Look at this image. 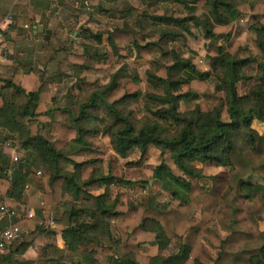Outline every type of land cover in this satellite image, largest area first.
Listing matches in <instances>:
<instances>
[{
    "label": "trees",
    "instance_id": "16d2710c",
    "mask_svg": "<svg viewBox=\"0 0 264 264\" xmlns=\"http://www.w3.org/2000/svg\"><path fill=\"white\" fill-rule=\"evenodd\" d=\"M170 1L188 14H168L165 7L152 13L146 10L134 26L126 22L113 30H87L94 44L85 46L82 54L66 55L84 79L91 68L120 63L132 52L147 61L156 53H169L171 63L158 61L156 71H146L149 83L161 92L146 94L148 115L140 119L129 108L143 95L140 76L133 74L121 85L117 77L127 74L124 68L109 83L71 102L75 108L55 106L46 68L58 49L48 42L37 63L41 71L33 63H22L10 77L0 78V208L17 210L12 221L21 231L19 239L6 242L0 264H20V257L41 235L49 240L60 237L64 243L63 248L50 241L41 245L38 259L43 264H102L99 256L108 264H185L200 236L219 249L212 264H264V131L253 127L256 118L264 121V64H259L249 92L241 94L239 83L251 78L244 69L257 59L244 55L248 46L230 40L242 14L240 6L262 0ZM97 2L90 0L93 5ZM191 23L209 40L206 71L176 49L164 48L180 38L185 43L186 34L193 33ZM33 24L30 4L16 3L9 28ZM156 27H161L158 38L149 40ZM0 34L6 35L1 28ZM219 36L229 42L218 44ZM248 41L264 55V23L250 26ZM211 78L223 96L206 92ZM185 84L189 90L181 92ZM199 95L208 99L181 110L183 101ZM99 135L109 137L112 149L122 158L138 149L140 159L128 162L136 169L141 168L150 146L163 156L173 153L180 173L164 159L153 173L171 199L162 204L159 195L151 193L147 204L135 202L126 189L136 188L133 174L118 177L111 166L106 172L102 158L81 162L73 158L95 152L89 138ZM13 150L19 160L11 162ZM195 161L228 168V175L208 176ZM38 171L49 173L48 188L38 186L30 199L43 200L45 207H38L29 218L23 199ZM202 180L210 184H201ZM140 184L145 187L147 180ZM98 190L103 191L95 193ZM148 244L158 245L159 253H142ZM167 249L175 251L166 256Z\"/></svg>",
    "mask_w": 264,
    "mask_h": 264
},
{
    "label": "rangeland",
    "instance_id": "374dc122",
    "mask_svg": "<svg viewBox=\"0 0 264 264\" xmlns=\"http://www.w3.org/2000/svg\"><path fill=\"white\" fill-rule=\"evenodd\" d=\"M25 2L33 6L31 8V16L40 13V17L33 18L34 24L28 28L20 27L11 30L6 27V35L4 40L0 41V62H5L8 65L7 71H0V78L4 76L10 77L9 74L13 69L22 63H33L37 67L39 58L42 56L41 49L45 44L50 43L58 49L56 58L47 66L49 77V90L56 96L55 106H72L71 102L78 99V97H85V93L97 86L109 83L113 75L121 68L123 72L118 75L117 79L121 85L131 80L133 74L140 76L139 88L142 91V97L131 103L130 109L135 113V116L140 119L144 115H148L145 107V96L148 92L155 90L149 83L147 78V70L156 71L158 61L171 63V55L164 56L161 52L152 55L150 60L140 59L135 57V53H130L129 56L123 57L120 63L110 62V64L102 69H90L84 79H81V71L79 68H74L67 60V52H74L82 54L85 46L94 44V40L88 37L87 30L98 32L100 29L113 30L116 27H123L126 22L131 25L136 24V18L144 11L152 13L160 7H165L168 14L176 16H185L188 11L180 5H175L170 0H98L93 5L90 0H2L0 1V22L8 24L9 18L12 16V9L16 3ZM89 3V4H87ZM241 16L238 19L236 29L230 40H239L243 45L248 46L245 56H253L257 60L250 66L244 69V72L251 78L243 80L239 83L238 88L241 94L249 92L250 88L255 84L254 77L257 74V69L260 63L264 64V55L258 54L248 41V33L250 26L255 22L264 23V0L254 5L244 4L240 6ZM201 10H198V14ZM43 26V32H39V26ZM162 27V26H161ZM156 27L154 32H151L149 40H156L160 33V28ZM192 34H186V42L180 38L176 41H169L164 48L170 52L176 49L179 54L185 58L193 61L196 67L201 71L208 70L209 59L207 56V46L209 40L205 38L200 27L191 23ZM229 41L225 36L217 37V43L221 45L227 44ZM5 44V46H1ZM2 47V48H1ZM2 60V61H1ZM37 70L41 71L40 67ZM217 82L211 78L208 81L206 92L208 94H215L223 96L222 92L216 90ZM189 85H183L181 92H187ZM197 99L183 101L181 110L186 111L195 106L196 103L207 100L206 96L199 95ZM211 102V101H210ZM213 103V102H211ZM226 116V114H225ZM253 127L259 132L264 131V121L256 118L253 121ZM96 146V151L88 154H80L75 159L78 161L88 160L91 158H102L104 160L105 171L108 172L111 166L112 172L118 177H127L133 174L137 181L136 188L129 190L131 198L135 202L147 204L148 196L151 193L159 195L162 204H166L171 199V193L162 187V184L153 178V173L157 165L164 159L168 165L176 172L180 173L174 164L173 153L167 152L164 156L160 150L154 146H150L147 156L142 160L140 169L129 165L128 162L140 159V151L135 149L130 152L125 158L120 157L112 149L110 138L99 135L90 137ZM152 147V148H151ZM182 152V150H179ZM16 151H11L10 161ZM194 164L203 168L206 175L222 174L224 177L228 175V168L219 167L211 164H202L195 161ZM72 169L73 166L69 165ZM147 180L145 187H142L140 182ZM201 184L209 185V180L200 181ZM49 184V173L38 171L32 177L29 194L34 195L38 193V186L47 187ZM208 216L209 215H205ZM222 234V233H221ZM223 235V234H222ZM49 239L45 236H38L35 241L43 242ZM163 238V237H162ZM143 253L153 255L158 251L156 244L145 247ZM35 250H31L26 257L22 259V264H43L38 259ZM147 249V250H146ZM175 249H167L164 251L166 256L173 254ZM219 249L211 245L205 238L200 236L199 242L194 250V254L185 264H212L218 255ZM78 257H74L77 260ZM102 264H108L107 261L99 256Z\"/></svg>",
    "mask_w": 264,
    "mask_h": 264
},
{
    "label": "crops",
    "instance_id": "0c3cea01",
    "mask_svg": "<svg viewBox=\"0 0 264 264\" xmlns=\"http://www.w3.org/2000/svg\"><path fill=\"white\" fill-rule=\"evenodd\" d=\"M31 6V8L33 9V6L32 5H30ZM40 13H36V15L35 16H31L32 18H36V17H40L41 15H39ZM6 27H8V24H5V23H2V22H0V28L6 33V31L7 30H5L6 29ZM25 28H28V30L30 31L31 29H30V27L28 26V27H25ZM11 30H14V29H11ZM4 40V35L3 34H0V41H3ZM1 46H5V44H3V45H1ZM2 48V47H1ZM2 61V60H1ZM7 69H9L8 68V65H6V63L5 62H0V71L2 72V71H7ZM10 75L12 74V71L9 73ZM5 78H7V76H4ZM96 147V146H95ZM152 148V147H151ZM135 150V149H134ZM134 150H132V151H134ZM131 151V152H132ZM159 151V150H158ZM84 154H88V153H84ZM78 155H80V154H76V155H74L73 156V158L75 159ZM76 160V159H75ZM76 161H78V160H76ZM84 161V160H83ZM78 162H81V161H78ZM157 181V180H156ZM159 182V181H158ZM159 183H161V182H159ZM30 188V184H29V186L27 187V190H26V193H25V196H24V199H23V201H24V205H25V211H26V208H27V211L26 212H28V211H33L35 214H36V209L38 208V207H40V208H44L45 207V203H44V201L43 200H37V201H32L30 198H31V194H29V192H28V189ZM45 188H48V186L47 187H45ZM127 188V187H126ZM127 189H129V188H127ZM129 190H131V189H129ZM103 190H98V191H95V193H101ZM209 217H210V215H209ZM208 216H205V218L206 219H208L209 218ZM4 222L6 223L7 222V219H4V220H1L0 219V227L1 226H3V224H4ZM41 236H45V237H47L46 235H41ZM48 241H50V242H52V243H55V244H57L59 247H61V248H63L64 247V243H63V241H62V239L60 238V237H57V239H52V240H47V238H46V240L45 241H43V242H37V240L34 242V244H33V246H31L30 248H29V250L24 254V255H22L21 257H20V264H22V259L24 258V257H26L27 255H28V253L31 251V250H35L34 248H36V255L38 256V251H39V247L41 246V245H43V244H45V243H47ZM149 245V244H148ZM148 245H145L146 246V248L148 247ZM151 245V244H150ZM145 246H143V247H145ZM141 248V252L143 253V251H144V249L145 248ZM157 247H158V245H157ZM148 249V248H147ZM146 249V250H147ZM3 252V251H2ZM159 253V247H158V251H157V253L156 254H153V255H151V256H154V255H157ZM147 255H149V254H147ZM165 255V254H164ZM63 258V256H58L57 257V259H62Z\"/></svg>",
    "mask_w": 264,
    "mask_h": 264
},
{
    "label": "built area",
    "instance_id": "2783aa9c",
    "mask_svg": "<svg viewBox=\"0 0 264 264\" xmlns=\"http://www.w3.org/2000/svg\"><path fill=\"white\" fill-rule=\"evenodd\" d=\"M12 16H10L11 20ZM19 155H14L11 159V162L18 161ZM18 214L16 209H10L7 206L3 205L0 208V219H7V222L0 227V252L6 250V242L14 241L20 238L21 231L20 228L15 225L12 221L13 217ZM27 216L32 218L35 216L33 211H28Z\"/></svg>",
    "mask_w": 264,
    "mask_h": 264
},
{
    "label": "water",
    "instance_id": "95a60500",
    "mask_svg": "<svg viewBox=\"0 0 264 264\" xmlns=\"http://www.w3.org/2000/svg\"><path fill=\"white\" fill-rule=\"evenodd\" d=\"M39 32H43V26L42 25L39 26Z\"/></svg>",
    "mask_w": 264,
    "mask_h": 264
}]
</instances>
